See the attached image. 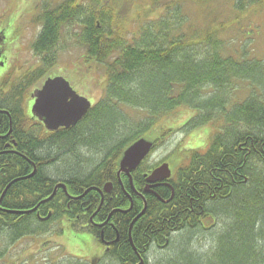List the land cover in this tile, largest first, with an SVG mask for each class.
Returning a JSON list of instances; mask_svg holds the SVG:
<instances>
[{
    "label": "trees",
    "instance_id": "16d2710c",
    "mask_svg": "<svg viewBox=\"0 0 264 264\" xmlns=\"http://www.w3.org/2000/svg\"><path fill=\"white\" fill-rule=\"evenodd\" d=\"M187 1L152 0L153 5L162 4L156 9L163 8L162 13L137 25L131 34L107 0L38 2L34 22L40 29L32 49L39 66L8 88L12 76L0 83L1 133L12 124L11 134L0 139V151L7 142L14 144L13 139L18 151L13 156L9 149L0 153V237L8 247L51 233L53 229L37 217L52 211L51 221L66 219L75 232L87 230L104 245L100 263L109 259L136 264L146 242L168 247L174 233L204 229V220L211 222L210 230L218 218L227 216L231 221L214 236L217 248L204 264H264V57H237L222 35L225 22L197 25L186 12ZM190 1L206 6L208 2ZM260 1L236 0V9ZM72 47L84 51L86 62L104 67V94L76 126L49 132L26 113L25 101L30 88L55 68L61 51ZM242 82L247 90L243 97H235ZM180 106L197 111L188 131L221 122L207 148L191 149L181 157L169 179L172 188L158 186L145 192L147 174L156 168L146 164L149 156L131 180L124 173L119 180L124 150L162 118L176 115ZM172 132L161 126L154 149ZM25 135L32 137L30 146L22 144ZM58 183H65L77 197L89 192L68 198L59 188L50 201L38 206ZM107 183L113 184L112 191L102 194ZM172 189L173 198L162 202L160 198L171 197ZM144 200L148 207L130 236ZM131 203L132 209L124 211ZM35 207L32 214L17 212ZM180 255L190 261L193 257L185 249ZM143 258L144 264H151ZM91 262L76 258L63 264Z\"/></svg>",
    "mask_w": 264,
    "mask_h": 264
},
{
    "label": "rangeland",
    "instance_id": "374dc122",
    "mask_svg": "<svg viewBox=\"0 0 264 264\" xmlns=\"http://www.w3.org/2000/svg\"><path fill=\"white\" fill-rule=\"evenodd\" d=\"M39 1L0 0V32H4L5 38L3 41L5 61L2 59L4 63L0 64V80L5 81L7 75H10L15 81L29 69L39 66V59L32 49L33 41L40 29V25L34 22V13ZM107 1L115 6L116 17L123 19L122 23L125 22V29L130 34L137 25L158 17L163 10V8L161 11L156 10L162 4L153 5L152 0H136L134 3L129 0ZM235 2L236 0H208L206 6L188 0L186 12L199 26L205 25L209 20H213L215 24L224 21L226 26L222 35L230 40L229 47L236 51L237 57H264V0L242 11L236 9ZM209 10L211 12L207 16ZM250 28H254L255 31H247ZM71 44L73 45L72 42ZM242 46H245V50L241 48ZM83 56L84 51L79 47L61 51L58 62L47 74V79L64 77L73 89L79 95L88 98L93 106L104 94L106 75L103 66L91 61L86 62ZM45 80L42 79L38 84L33 85L30 91L41 88ZM9 84L7 81L5 88H8ZM247 87L246 83H238L234 96L243 97ZM32 105L33 103L30 102V108ZM178 108L176 115L162 118L160 124L145 135V138L154 141L159 136L161 126L173 130L157 148L152 150L146 163L148 166L157 167L167 162L172 174L176 164L182 160L181 157L189 154L191 149H206L221 126V122L216 120L188 131L187 124L197 111L188 106ZM98 156L99 154L94 156L96 158L94 161H97ZM230 221L227 216H224L223 220L218 218L214 227L209 230L211 222L204 220V229L174 233L171 244L161 249L155 247L148 255V259L151 264H204L217 248L214 236L226 229ZM4 242L5 240L0 237V264H63L67 260L76 258L92 261L91 264H103L100 262L105 255V247L102 243L87 230L75 232L66 219L59 221L51 233L23 239L12 247H8ZM182 249L193 256L191 261L181 257ZM104 264L118 263L108 259Z\"/></svg>",
    "mask_w": 264,
    "mask_h": 264
},
{
    "label": "water",
    "instance_id": "95a60500",
    "mask_svg": "<svg viewBox=\"0 0 264 264\" xmlns=\"http://www.w3.org/2000/svg\"><path fill=\"white\" fill-rule=\"evenodd\" d=\"M33 97L35 102L32 106V113L50 131L76 126L92 107L88 98L79 95L69 81L60 76L46 79L42 88L34 92ZM154 146L155 142L145 136L132 142L120 158L118 173L124 172L130 176L131 171L139 167L150 155ZM171 176L172 170L167 162L152 169L147 174L145 192H153V188L160 184L171 187L169 183ZM112 187L113 185L108 183L103 190L110 192ZM173 196L174 190L172 189V195L168 200L160 199L167 203Z\"/></svg>",
    "mask_w": 264,
    "mask_h": 264
},
{
    "label": "bare ground",
    "instance_id": "6f19581e",
    "mask_svg": "<svg viewBox=\"0 0 264 264\" xmlns=\"http://www.w3.org/2000/svg\"><path fill=\"white\" fill-rule=\"evenodd\" d=\"M70 128H72V127H70ZM70 128H65V129H70ZM31 138H32V137H29L28 135H25V136L21 137L22 144L25 145V146H30L31 143H32V139H31ZM9 148H10V147H7L5 150H7V149H9ZM9 153H11V154H9L10 156H13L14 154L18 153V151H17V145L12 146V152H9ZM10 156H8V157H10ZM138 168H139V167H137L136 169H134L133 171H131L130 176L127 175V174L124 173V172H121L120 174L117 173L119 180H121V174H122V173L126 174V175L130 178V180H131L132 177H133V173H134L135 171H137ZM119 169H120V167H119ZM118 172H119V170H118ZM107 184H108V183H107ZM111 184H112V183H111ZM105 185H106V184H105ZM105 185H104V186H105ZM112 185H113V184H112ZM59 188H62V189L64 190V193L66 194V197H68V198H74V197H77V196L72 195V194L69 192L68 187L66 186L65 183H58V184L55 185V188H54V190H53L54 193H53L51 196H49L48 198L43 199L42 201H40V203L38 204V206H41V205L47 203L48 201H50V200L53 198V196L57 193V191H58ZM112 188H113V187H112ZM34 189H36V188H34ZM111 191H112V189H111ZM111 191H110V192H111ZM88 192H89V190L84 191V194H83L82 196L77 197V198H81V197H83V196H84L86 193H88ZM101 192H102V194H109V193H110V192H105L104 190H102ZM141 195H142V194H141ZM27 196H28V193H27ZM27 196H26V195H23V196L21 197L22 200H23V199L25 200V199L27 198ZM142 196H143V195H142ZM103 202H104V199H103V197H102V199H101V203H100L99 208L97 209V211L100 210V208H101ZM132 207H133V203H131V205L129 206V208H127V209L124 210V211H130V210L132 209ZM147 207H148L147 201L144 200V208H143V210H142V211H141V212L135 217V219L133 220V222H132L131 225H130V231H129V235H130V236H131V229H132V226H133L134 222L137 221V220H138V219L144 214V212L146 211ZM36 208H37V207H35V208L31 209V210H21V211H17V212L20 213V214H32V212H34V211L36 210ZM97 211H96V212H97ZM52 216H53L52 211H48V213H47L46 215H41V214H39L38 217H37V219L39 220L40 223H44V224H45V227L54 229V227L57 225V223H58L59 221H51ZM91 218H93V217H91ZM106 222H107V221H105L104 223H106ZM104 223H101V224H99V225H100V226H104ZM113 227H114V226H113ZM118 238H119V236H117V240H118ZM146 246H147V247H146V251H145L144 255H145L147 258H148V255L151 253V251H152L155 247H157V248H159V249L165 247V246L158 245V243H157L156 241H152V240L146 242ZM144 255H143V256H144ZM143 256H142L140 253H138L137 257H138V260H139V261L137 260V263H136V264H144V258H143Z\"/></svg>",
    "mask_w": 264,
    "mask_h": 264
},
{
    "label": "flooded vegetation",
    "instance_id": "af4514ba",
    "mask_svg": "<svg viewBox=\"0 0 264 264\" xmlns=\"http://www.w3.org/2000/svg\"><path fill=\"white\" fill-rule=\"evenodd\" d=\"M1 34H0V52H1V55H0V64H3L4 62H2L3 60L5 61V59H3V56H4V52H5V50L3 49V46H4V44H3V41H4V35H3V32H0ZM3 59V60H2ZM6 64L8 65V62H6ZM2 79L0 80V83H2ZM8 81H9V83H13L14 81H13V79L11 78V79H8ZM44 84V83H43ZM43 84H42V86H43ZM2 85V84H1ZM42 86H41V88H42ZM41 88H38V89H41ZM38 89H36V90H38ZM2 90H5V88H4V86L2 85ZM36 90H34L33 92H31L30 90V93H29V95H28V97H27V99H26V101H25V111H26V113L28 114V115H30V117H32L33 119H35V120H37L40 124H42L43 126H45L44 125V123L42 122V121H40L36 116H34L33 115V113H32V106H31V108H30V102H32L33 104H34V102H35V98L33 97V94H34V92L36 91ZM30 98V99H29ZM30 108V109H29ZM46 128V127H45ZM61 129V128H60ZM59 130V129H58ZM47 131H49V132H55V131H50V130H48L47 129ZM57 131V130H56ZM1 132H3V131H0V139L1 140H3V139H5L6 137H8V135H10L11 134V132H12V124H11V122H10V125H9V130H8V132L7 133H1ZM14 144H11L10 142H7L4 146H3V150L2 151H0V153H3V151H5V149L7 148V147H10L9 148V150H7V152H12V146H14V145H16V141H15V139H13V141H12ZM12 183H10L9 185H8V187L7 188H9V186L11 185ZM158 186H160V187H169V186H167V185H158ZM158 186H156V187H158ZM155 188V187H154ZM170 188V187H169ZM7 190V189H6ZM106 223H104V225H105Z\"/></svg>",
    "mask_w": 264,
    "mask_h": 264
}]
</instances>
